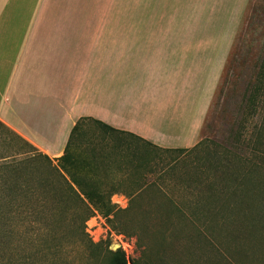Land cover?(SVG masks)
Masks as SVG:
<instances>
[{
	"label": "crops",
	"instance_id": "0c3cea01",
	"mask_svg": "<svg viewBox=\"0 0 264 264\" xmlns=\"http://www.w3.org/2000/svg\"><path fill=\"white\" fill-rule=\"evenodd\" d=\"M248 2L0 0V121L53 161L80 117L190 150Z\"/></svg>",
	"mask_w": 264,
	"mask_h": 264
},
{
	"label": "rangeland",
	"instance_id": "374dc122",
	"mask_svg": "<svg viewBox=\"0 0 264 264\" xmlns=\"http://www.w3.org/2000/svg\"><path fill=\"white\" fill-rule=\"evenodd\" d=\"M92 12L102 13L96 22L109 21L110 10ZM230 52L201 127V145L177 153L115 138L125 154L123 170L111 163L98 178L130 194L127 202L110 199L121 202L112 203L117 216L109 223L94 212L83 222L73 200L40 194L30 203L45 204L48 215L28 216L29 232L19 229L10 246L0 241V264H110L117 251L126 264H264V134L258 140L254 135L264 119V0H249ZM258 88L262 94L252 104L249 96ZM94 143L98 149L100 140ZM18 147L2 138L0 155L26 161L35 155H14ZM131 151L142 152L141 185L139 173L126 172ZM29 166L27 183L40 190L31 178L43 175L44 164ZM233 188L238 191L230 195ZM240 190L248 193L247 204L239 201Z\"/></svg>",
	"mask_w": 264,
	"mask_h": 264
},
{
	"label": "trees",
	"instance_id": "16d2710c",
	"mask_svg": "<svg viewBox=\"0 0 264 264\" xmlns=\"http://www.w3.org/2000/svg\"><path fill=\"white\" fill-rule=\"evenodd\" d=\"M230 56L231 52L228 58ZM262 76H264V64L260 67L259 72V77ZM261 91L262 88H258L250 94L249 101L252 104L258 102V97L262 94ZM260 129L264 130V119L263 127L259 126L257 133L254 134L256 140H258V137H263L264 132ZM123 137L132 139L144 148L157 149L152 144L132 134L113 129L99 120L91 117H80L69 132L62 155L53 161L0 121V141L3 138L5 144L16 141L20 144L14 155L35 153L29 158V161L16 160L11 158L13 155H0V241L2 240L5 244L8 243L10 246V239L19 235V229L29 232L30 226L25 222L28 216L37 215L38 218H45L48 215L45 204L30 203L31 198L41 199L40 194L43 198L56 196L73 200L83 211V222L92 213L97 212L110 223L117 216L118 209L110 201L113 193L111 187L101 184L102 181L100 182L98 177L101 172L110 169L111 163L117 164L120 171L123 170L125 154H123L124 151L120 148L121 146L116 143L117 139L115 140V138ZM95 139L100 140L98 149L94 145ZM201 144L202 140H199L192 149ZM113 150L119 153L114 156ZM187 151L189 150H176L173 152L185 153ZM127 154L134 159L131 161V169L126 170V172L128 175L139 173V179L141 180L137 184L141 185L144 178L142 167H145L143 166L142 152L131 151ZM113 156L115 158H112ZM32 162L38 165H40V162L44 164L43 175L38 178H31L32 182H38L37 185H39L40 190L33 188L31 183H27L28 178L26 175ZM23 174L25 175L24 178H22ZM233 180L237 181V179ZM140 191L141 188L138 189L136 195H139ZM237 191L238 188H233L229 194L235 195ZM238 199L247 204L249 200L248 193L240 190ZM129 207L130 204L121 211H125ZM35 225L34 231L36 233H41L44 230L38 223H35ZM110 264H126L123 252L111 253Z\"/></svg>",
	"mask_w": 264,
	"mask_h": 264
},
{
	"label": "built area",
	"instance_id": "2783aa9c",
	"mask_svg": "<svg viewBox=\"0 0 264 264\" xmlns=\"http://www.w3.org/2000/svg\"><path fill=\"white\" fill-rule=\"evenodd\" d=\"M112 203L115 204L116 206L118 205L117 207H121V202H119V201H112Z\"/></svg>",
	"mask_w": 264,
	"mask_h": 264
}]
</instances>
